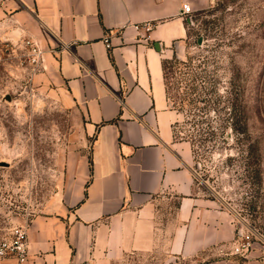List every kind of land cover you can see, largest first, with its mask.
<instances>
[{"label":"crops","instance_id":"crops-1","mask_svg":"<svg viewBox=\"0 0 264 264\" xmlns=\"http://www.w3.org/2000/svg\"><path fill=\"white\" fill-rule=\"evenodd\" d=\"M206 3L0 0V44L41 45L32 81L76 112L92 138L66 154V194L27 224L29 264H264L255 252L232 254L239 222L203 194L193 145L176 137L181 115L163 62L190 38L194 19L183 5Z\"/></svg>","mask_w":264,"mask_h":264},{"label":"rangeland","instance_id":"rangeland-1","mask_svg":"<svg viewBox=\"0 0 264 264\" xmlns=\"http://www.w3.org/2000/svg\"><path fill=\"white\" fill-rule=\"evenodd\" d=\"M193 19L170 58L179 60L168 75L176 133L193 143L203 194L235 214L240 235L253 232L247 255L264 263V0H207ZM20 59L4 52L0 65V163H9L0 165V241L53 210L67 192L68 150L92 143L84 120Z\"/></svg>","mask_w":264,"mask_h":264},{"label":"built area","instance_id":"built-area-1","mask_svg":"<svg viewBox=\"0 0 264 264\" xmlns=\"http://www.w3.org/2000/svg\"><path fill=\"white\" fill-rule=\"evenodd\" d=\"M183 14L185 16H194V10L191 5L184 4L182 7ZM145 28L149 30L151 25L146 24ZM107 46L110 48L109 38H105ZM3 48H0V65L4 61V52L8 53L10 58L21 59L32 72H37L42 63L45 54V50L41 45L32 38H21L18 43L5 42L2 44ZM253 232L244 233L241 230V235L237 240L234 248V254L246 256L253 247ZM0 258H12L16 264H29V238H28V226L20 225L12 228L10 232L0 241Z\"/></svg>","mask_w":264,"mask_h":264},{"label":"trees","instance_id":"trees-1","mask_svg":"<svg viewBox=\"0 0 264 264\" xmlns=\"http://www.w3.org/2000/svg\"><path fill=\"white\" fill-rule=\"evenodd\" d=\"M172 61H175V62H178L179 60H178V58H177V56H175L174 58H173V60H170V59H166V60H164V62H163V72H164V80H165V86H166V92H167V96H169V83H168V75H169V73H170V67H171V63H172ZM192 90H194V92H195V88H193ZM169 98V97H168ZM175 110H177V111H179V109L178 108H175V106H172ZM239 131H244V130H239ZM206 133V132H205ZM176 137L177 138H183V137H179L178 135H177V133H176ZM186 139V138H185ZM187 140H189L190 141V139H187ZM192 145H193V143H192ZM193 150H194V154H196V152H195V149H194V147H193Z\"/></svg>","mask_w":264,"mask_h":264},{"label":"water","instance_id":"water-1","mask_svg":"<svg viewBox=\"0 0 264 264\" xmlns=\"http://www.w3.org/2000/svg\"><path fill=\"white\" fill-rule=\"evenodd\" d=\"M7 101H10V99H7ZM0 165L2 167H9V163H7V162H1Z\"/></svg>","mask_w":264,"mask_h":264}]
</instances>
